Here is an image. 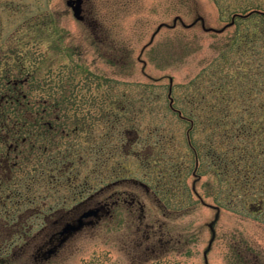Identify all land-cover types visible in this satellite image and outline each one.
<instances>
[{
  "label": "rangeland",
  "instance_id": "obj_1",
  "mask_svg": "<svg viewBox=\"0 0 264 264\" xmlns=\"http://www.w3.org/2000/svg\"><path fill=\"white\" fill-rule=\"evenodd\" d=\"M66 1L0 0V103L15 124L0 163L20 195L0 208V264H37L55 223L123 188L155 237L120 205L40 264H264L262 183L241 185L239 161L264 157V0H84L83 21ZM43 109L55 134L33 122L24 145L15 115ZM241 125L254 132L238 141Z\"/></svg>",
  "mask_w": 264,
  "mask_h": 264
},
{
  "label": "flooded vegetation",
  "instance_id": "obj_2",
  "mask_svg": "<svg viewBox=\"0 0 264 264\" xmlns=\"http://www.w3.org/2000/svg\"><path fill=\"white\" fill-rule=\"evenodd\" d=\"M83 3H84V0H83ZM83 5L84 4H82V6H81L82 7V14H81L82 17H83V13H84ZM82 20H84V17ZM10 91H13V94L10 95L7 93L6 96L7 97L9 96V97L14 99L11 101V103L20 105V103H21L20 99H24V95L21 94V92H19L18 85L12 87V89ZM63 97H65V98H63L65 102L72 101V97H71L70 93H67V92L64 93ZM35 105H36L35 107L37 109L40 104H39V102H36ZM43 105H45L46 107H49L48 106L49 102L44 101ZM47 113H48V111L43 109V111H41V113L38 110H36L35 112L33 111V113H31V114L33 115V119H34L33 122L36 124V126L35 125L34 126L37 127V129H40L39 133L42 130H45V128H47L48 132L46 131V133L49 136V134H51V133L55 134L56 128L50 122L46 123V124L44 122H42L41 119H44V116ZM58 120H59L58 118L54 119V121H58ZM63 135L66 136L65 133ZM13 151L15 152L14 148H13ZM67 162L70 163L69 160ZM119 183H120V180H118L117 182H113L109 186H106V189H108V190L117 189L120 186ZM102 188H104V187L99 188L100 191L97 192L96 194H98V195L103 194L104 189H102ZM110 188H112V189H110ZM108 190H106V191H108ZM104 193H106V192H104ZM93 197L94 196H90L89 199L88 198L84 199L83 201L79 202V205H84V204L88 203L87 201L92 200ZM95 203L98 205V207L94 208L96 210V217L94 219H97V220L96 221H93V219L89 220V217L82 220L83 222H85V224L90 223L88 226L95 225L96 222L102 218V216L110 215L113 208H115L117 206L120 207V205H122V206L126 205L127 208H129L130 214H128V216H131L132 220L130 222L132 223L133 219H134L133 218L134 217L133 210H134L135 206H139L141 218H139V224H138L139 227H137V231L141 232V233L142 232H144V233L148 232L149 233L146 236H145V234H143L144 235L143 237H147L145 242L151 240L152 237L156 236L154 234V231H153L154 227L152 225L150 226L149 224L143 223L144 208L141 204V201L138 199V197L134 196L133 191L125 190L124 188L122 190L117 189V190H115V192H111L107 196H103L102 198H99L98 200H96ZM136 211H137V209H136ZM88 212H89V209L84 208L78 214L77 218L70 219L69 221H64V222L59 221V222L55 223V226L53 225V228H52L54 231L51 233L49 232L47 241L43 242L44 243L43 245H39V247H37L36 256H35L36 258H35L34 262L37 264L38 263L39 264L44 263L46 261L48 262L49 258L56 255L61 250V248L65 245V243L68 241V239L73 236L72 235V236L67 237V235L64 233L65 228L68 227V225L69 226H72V225L75 226L80 221L79 219L81 217L84 218L83 215H85ZM67 214H70V213H67ZM88 226H86V227H88ZM159 242H161V237L159 238ZM138 246L143 248L142 253L146 254L145 252L150 251L152 248L154 249L156 247V244L144 245V242H143L142 244H139Z\"/></svg>",
  "mask_w": 264,
  "mask_h": 264
},
{
  "label": "trees",
  "instance_id": "obj_3",
  "mask_svg": "<svg viewBox=\"0 0 264 264\" xmlns=\"http://www.w3.org/2000/svg\"><path fill=\"white\" fill-rule=\"evenodd\" d=\"M261 93L262 92H260V94ZM263 94H264V92H263ZM23 95H25V94H23ZM24 99H26V98H24ZM8 109H10V108H7L5 106V104L0 103V144H2V145L4 143H6V141H9L11 139V133L10 132H12L11 131L12 129L14 130V127H12V126L15 125L14 123L12 125H10L14 121V119H12L11 116H9V114L7 112ZM15 117H16L15 118L16 121H20V123H22L21 125L19 124V126H21V127L18 130L20 131L22 129L21 132H22V135H24V137L22 138L21 141H25V143H24V145H25L26 142H28V138H29L28 136H31V134L33 132V130H31L32 129L31 124H33V121H32L33 115L31 113L28 114V113L23 112L20 114V112H18L17 115H15ZM11 120H13V121H11ZM235 126H236V124L232 125L231 127L235 128ZM251 126L252 125H249V126L241 125V128L235 129L232 136L234 138L238 139V141L243 140L244 137L249 138L248 137L249 134H253V132H254L253 128ZM257 126H255V127H257ZM24 128L29 129V130H25ZM256 131L258 133L256 132L254 134V136H256V134L260 135V138L262 140H264V121L262 122V124L260 123V126L257 127ZM21 132H20V134H21ZM27 132L29 135L27 134ZM250 138H252V137H250ZM242 153L243 154H240V156H239V161L245 163L244 169L246 171H245V174H243L240 177L241 185H244L245 187H247L249 185V183H251V182L255 183V181H259L260 184L262 183V186H261L262 192L261 193L264 195V157H259V156L263 155V153L259 152L256 155L255 154L254 155L253 154L247 155V154H245L247 152H242ZM23 158H25V156H23ZM5 164L2 165V163H0V171L2 170V172L4 174H6V178H4L3 180L0 179V208H1V206L6 205L7 204L6 202L11 201L12 198H16V197L20 196L19 193H17L18 192L17 188L10 187L11 183H13L14 180H13V177L12 178L10 176L7 177V173H6L7 170L4 167ZM253 167H257V168L255 170H251ZM250 171H252V172H250ZM251 175L253 177L254 176L255 177L253 178ZM256 178H257V180H256ZM27 202H28V200H27ZM31 203H33V201H31ZM10 213L7 214V218L5 219V221L6 220L9 221L10 219L14 221V219H12L14 217V214H10ZM16 221H17L16 223H19L21 221V215L16 217ZM8 224L9 223L6 222V226H4V228H7ZM21 224H23V222ZM30 230H31V228H30ZM25 237H27V235H25ZM6 241H7V237H5L3 239V241L0 245L7 244ZM1 254H2V249L0 248V259H2Z\"/></svg>",
  "mask_w": 264,
  "mask_h": 264
},
{
  "label": "water",
  "instance_id": "obj_4",
  "mask_svg": "<svg viewBox=\"0 0 264 264\" xmlns=\"http://www.w3.org/2000/svg\"><path fill=\"white\" fill-rule=\"evenodd\" d=\"M82 3H83L82 0H67L66 1V5L71 8L74 18L76 20H79V21L83 19L82 15H81V13H82V8H81ZM85 216H87V215H85ZM83 225L84 224L81 221H80V224L75 225V226L72 225V227L68 225V227L65 228L64 233L68 237V236L72 235L73 233L79 231L82 228Z\"/></svg>",
  "mask_w": 264,
  "mask_h": 264
}]
</instances>
